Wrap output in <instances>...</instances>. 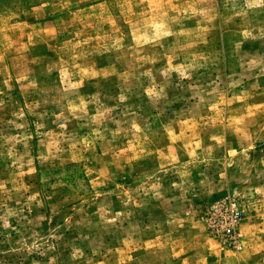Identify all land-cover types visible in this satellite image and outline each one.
<instances>
[{
	"label": "rangeland",
	"instance_id": "374dc122",
	"mask_svg": "<svg viewBox=\"0 0 264 264\" xmlns=\"http://www.w3.org/2000/svg\"><path fill=\"white\" fill-rule=\"evenodd\" d=\"M0 264H264V0H0Z\"/></svg>",
	"mask_w": 264,
	"mask_h": 264
}]
</instances>
